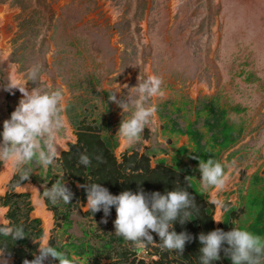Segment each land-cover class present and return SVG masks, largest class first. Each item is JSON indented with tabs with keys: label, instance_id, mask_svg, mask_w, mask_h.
<instances>
[{
	"label": "rangeland",
	"instance_id": "1",
	"mask_svg": "<svg viewBox=\"0 0 264 264\" xmlns=\"http://www.w3.org/2000/svg\"><path fill=\"white\" fill-rule=\"evenodd\" d=\"M0 6L17 12L12 24H0V44L4 33L10 37L7 63L0 49V134L20 101L16 89L5 90L10 70L16 68L17 76L26 80L29 68L39 63L43 84L26 86L30 92L47 84L63 91L60 138L67 150L77 141L79 123L97 126L110 139L118 161L136 152L149 157L152 168L163 163L185 173L202 199L213 205L214 218L222 220H214L216 227H238L264 238V0H0ZM150 75L162 79L165 95L149 101L157 109L151 131L143 133L149 146H124L117 134L131 113H123L108 97L135 95L129 89L137 86V78ZM57 151L61 157L64 150L57 146ZM209 158L234 162L226 191L203 188L199 160ZM59 160L47 170L33 161L13 171L0 196L10 191L29 195L30 217L40 220L42 238L48 234L60 246L77 241L85 229L115 232L116 214L105 217L107 223L83 217L87 201L72 208L70 227L62 222L57 226L42 194L49 188V171L54 178L65 177ZM3 169L0 162V176ZM24 173L30 177L21 187H35L52 215L48 231L34 216L32 193L14 187L15 178ZM62 182L73 191L70 181ZM12 201L24 217L25 201ZM58 204L63 213V202ZM0 209L7 210L5 218L9 208ZM91 241L97 242L95 236ZM0 262L13 264L4 255ZM44 264L59 262L49 257Z\"/></svg>",
	"mask_w": 264,
	"mask_h": 264
},
{
	"label": "clouds",
	"instance_id": "2",
	"mask_svg": "<svg viewBox=\"0 0 264 264\" xmlns=\"http://www.w3.org/2000/svg\"><path fill=\"white\" fill-rule=\"evenodd\" d=\"M41 70V64H34L29 68L26 80L10 76V82L6 86L5 90L18 89L23 96L18 107L11 113L10 119L3 122V131L0 134L2 135L0 162L6 170L12 168L14 172L20 171L24 165L33 161L47 170L55 160L61 158L57 146L64 151L67 150L66 144L61 143L60 138V132L65 125L63 91L53 89L50 84L36 86L31 92L25 87L28 82L37 85V81H40L43 84L45 78ZM137 80V86L131 89L127 84L123 85L124 89L131 90L135 95L120 100H117L116 94L108 97L109 101L117 104L123 113H131L128 119L121 121L117 134L122 145L127 147L141 142L145 147L149 146V141L143 138V133L146 128L151 131L157 111L156 106L150 105L149 101L165 95L160 77L150 75L146 79L138 77ZM116 87L120 89V85L116 84ZM96 159L102 162V157L97 156ZM79 163L88 167L91 165V158L81 154ZM234 166V162L224 164L211 158L206 161L199 160L200 182L203 188L205 190L211 188L214 193L226 191ZM29 177L27 173L20 176V182L15 186L17 192L27 190L21 187V183L27 181ZM63 179L64 176H60L51 188H45L42 194L43 198L52 205L60 202L70 204L73 198V193L62 183ZM79 187L86 189L87 205L83 207V211L95 214L102 210L107 217L114 206L115 234L132 242L137 249H145L150 244H156L151 235L156 233L160 239L158 246L162 250L175 251L182 255L186 243L193 239L185 232L177 234L174 230V223L179 222L183 225L190 221L189 217L193 214L191 210L196 208L195 199L187 190L145 194L141 189L137 193L126 190L119 195H112L108 189L97 183L79 185ZM31 191L40 195L35 187H32ZM212 202L217 207H224L221 200ZM6 211L0 209V235L11 237L15 241L25 239L22 226H12L11 220L6 219V216L3 218V213ZM213 219L217 223L222 222ZM102 222L107 223V220ZM198 239L202 245L200 264H213L219 261L222 251L231 264H264V238L246 229L234 227L228 232L216 229L206 235L201 233ZM49 241L48 234H45L41 240L35 241L34 243L39 245V255L32 261L25 259L23 264H44L49 257L58 260L59 264H86L85 260L75 254L68 258L51 246ZM5 251L6 249H0V256H3Z\"/></svg>",
	"mask_w": 264,
	"mask_h": 264
},
{
	"label": "trees",
	"instance_id": "3",
	"mask_svg": "<svg viewBox=\"0 0 264 264\" xmlns=\"http://www.w3.org/2000/svg\"><path fill=\"white\" fill-rule=\"evenodd\" d=\"M184 134V133H183ZM77 141L70 143L68 150L62 153L59 160L62 171L65 174L64 179L72 183L73 198L70 204H62L64 212L61 213L60 205H52L47 202L48 208L54 211L57 226L63 223L65 228L72 225L70 220L72 208L79 202L87 201L86 189L77 188L76 184L86 185L97 183L108 189L110 194L119 195L123 191L139 192L141 189L145 194L160 192L165 194L168 191L184 189L189 192L195 199L196 208L192 209V215L188 222L181 225L179 222L174 223V230L177 234L185 232L193 237L191 242L186 243L182 255L175 251L162 250L158 244L159 236L151 233L156 244H150L145 249H137L132 242L126 241L115 232L109 233L106 230L85 229L82 237L75 242H67L64 245H58L56 240H51V246L64 253L68 258L73 254L85 260L86 264H200L199 235L208 234L216 229L225 232L233 230L232 227H216L214 223L213 205L202 199L195 184L188 179L185 173L174 167L164 166L163 163L152 168L149 157H139L138 153L132 155L124 154L122 161H118L114 150L106 136L101 134L100 128L92 126L89 123H79L76 131ZM81 154H86L91 158V165L85 167L79 163ZM102 157V162L96 159ZM48 187L51 188L57 178L47 173ZM50 180V181H49ZM20 182V177L15 178L14 187ZM23 181L21 184L26 183ZM63 183V182H62ZM13 187V188H14ZM23 199L27 206V213L24 217L20 216L19 210L13 206V199ZM76 202V204H74ZM0 205L8 207L6 219L12 221V226H22L26 235L23 240H13L11 237L0 235V249H6L4 255L14 260L13 264H23L25 259L32 261L35 256L39 255V245L34 243L43 236L40 220H34L30 217L32 212L29 195L13 194L12 191L4 197L0 196ZM116 214L115 207L110 210L107 216L113 219ZM84 218L91 220H104L103 211L92 214L87 212ZM24 219V221H22ZM98 232V233H97ZM95 236L97 242L93 245L91 237ZM72 238V237H71ZM78 244H75L78 242ZM226 247V245H225ZM221 259L213 264H231V261L221 252ZM56 262H59L56 260Z\"/></svg>",
	"mask_w": 264,
	"mask_h": 264
},
{
	"label": "bare ground",
	"instance_id": "4",
	"mask_svg": "<svg viewBox=\"0 0 264 264\" xmlns=\"http://www.w3.org/2000/svg\"><path fill=\"white\" fill-rule=\"evenodd\" d=\"M16 13L17 12L11 11L8 7H1L0 6V24H1V26L4 28L7 25L12 24V20H13L12 18H14L13 16ZM110 14H111L110 17L114 21V18H115V15L116 14L112 10H111V13ZM9 38L10 37L7 36V35H5V33H4L2 42L0 44L1 55H2L3 60L6 63H7L8 56H9V51H10V47L7 44ZM9 74H10V76L12 78H17V77L21 78L20 76H17V74H16V68H12L10 70ZM25 87L29 91L28 86L25 85ZM16 90L19 92L18 89H16ZM21 99H23V96L20 93V100ZM12 172H13V169L12 168H8L6 170L5 167H4L3 172H2V175L0 176V193H2L3 187L6 185V183L11 178ZM23 187L26 188L27 190L26 191H22V192L32 193V195H33V204H34V206L36 208V213L34 214V216L40 218L43 221L44 227L48 231L51 228V226H52V215L47 212V210L45 208V205H44L43 201H40V199L38 197V194L36 192H34V191H31V188H32L31 185H27V186L24 185ZM9 262H11V261H9ZM0 264H4V263L0 262ZM5 264H8V262L5 263Z\"/></svg>",
	"mask_w": 264,
	"mask_h": 264
},
{
	"label": "crops",
	"instance_id": "5",
	"mask_svg": "<svg viewBox=\"0 0 264 264\" xmlns=\"http://www.w3.org/2000/svg\"><path fill=\"white\" fill-rule=\"evenodd\" d=\"M7 214V213H6Z\"/></svg>",
	"mask_w": 264,
	"mask_h": 264
}]
</instances>
